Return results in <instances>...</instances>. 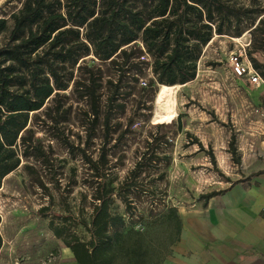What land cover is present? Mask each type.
Returning <instances> with one entry per match:
<instances>
[{
    "label": "trees",
    "instance_id": "16d2710c",
    "mask_svg": "<svg viewBox=\"0 0 264 264\" xmlns=\"http://www.w3.org/2000/svg\"><path fill=\"white\" fill-rule=\"evenodd\" d=\"M18 1L19 8L8 19L0 18V37L5 35L0 45V188L21 160L41 147L33 141L31 116L43 112L44 124L54 129L60 122V101L71 88L77 104L83 105L77 117L85 147L80 153L91 173L93 206L89 221L81 222L88 234L86 241L65 225L68 217L58 224L52 220L48 223L53 236L70 250L77 264H164L181 234L177 208L169 207L165 213L166 245L154 246L145 231H121L125 217L113 213L112 206L117 199L125 214L132 216V195L140 176L151 168L158 170L159 164L168 163L170 157L155 151L156 138L150 136L138 150L133 168L118 181L109 165L107 147L113 140L117 145L134 129L129 122L122 130L117 115L124 114L129 98L141 92L155 95L159 85L193 81L197 61L213 35L242 36L255 25L251 18L260 0H248L246 7L236 6L233 0ZM255 10L260 19L250 31L253 45L255 37L264 39V6ZM251 49L249 45L246 56L257 71ZM88 57L99 65H89ZM146 104L143 108L150 111L151 105ZM155 126L160 129L165 125ZM177 127L181 129L179 123ZM97 138L102 148L94 160L86 154V148ZM66 144L74 149V145ZM193 144L203 148L197 139ZM228 152L239 166L241 158L234 139ZM209 156L215 164L213 154ZM163 177L161 173L158 180ZM238 182L242 180L200 197L202 206Z\"/></svg>",
    "mask_w": 264,
    "mask_h": 264
},
{
    "label": "rangeland",
    "instance_id": "374dc122",
    "mask_svg": "<svg viewBox=\"0 0 264 264\" xmlns=\"http://www.w3.org/2000/svg\"><path fill=\"white\" fill-rule=\"evenodd\" d=\"M8 1L0 0V18L8 19L20 6L18 0ZM233 1L236 6L249 4L248 0ZM257 6L263 7L264 0L255 8ZM255 8L251 18L255 25L251 29L247 26L242 36L213 35L203 48L195 79L175 88L176 114L170 122L163 123L165 126L156 129L155 125L162 123L154 122L155 113L166 112L156 102L160 85L155 95L141 92L129 98L126 112L117 115L122 130L129 122L134 129L117 145L113 140L107 147L109 165L118 181L133 168L138 150L145 146L150 136L156 138L155 151L165 152L170 157L168 163L159 164L158 170L151 168L140 176L138 188L132 195L135 206L132 216L125 214L119 200H114L112 212L125 217L121 231H145L154 246L166 245L164 217L167 208L191 209L203 204L200 197L221 191L230 182L245 177L244 165L264 142V84L257 87L234 77L230 60L239 55L244 59L250 45L251 57L264 81V39L255 37L253 45L254 37L250 32L260 19ZM4 41L5 35L0 37V45ZM87 63L99 65L100 62L88 57ZM147 75L151 77L150 69ZM64 95L66 98L60 101V122L54 129L44 124L43 112L37 117L31 116L29 126L33 129V141L41 147H37L38 151L31 157L23 158L18 169L2 182L0 264L46 263L64 246L53 236L48 226L51 220L58 224L63 217H68L65 225H69L70 231L85 241L88 239L81 226V222L89 221L93 206L89 187L91 173L80 153L85 147L80 139L82 128L77 117L83 105L77 104L71 88ZM144 102L151 105L150 111L143 108ZM147 115L148 121H145ZM177 123L181 125L180 130ZM194 139L201 143L202 149L193 144ZM232 139L241 158L239 166L228 152ZM66 143L74 145V149ZM101 148L97 138L86 148V154L95 160ZM209 153L213 154L215 164L210 162ZM161 173L164 177L158 180Z\"/></svg>",
    "mask_w": 264,
    "mask_h": 264
},
{
    "label": "crops",
    "instance_id": "0c3cea01",
    "mask_svg": "<svg viewBox=\"0 0 264 264\" xmlns=\"http://www.w3.org/2000/svg\"><path fill=\"white\" fill-rule=\"evenodd\" d=\"M257 151L242 182L206 206L178 209L180 238L164 264H264V142ZM54 254L43 264H77L65 246Z\"/></svg>",
    "mask_w": 264,
    "mask_h": 264
},
{
    "label": "built area",
    "instance_id": "2783aa9c",
    "mask_svg": "<svg viewBox=\"0 0 264 264\" xmlns=\"http://www.w3.org/2000/svg\"><path fill=\"white\" fill-rule=\"evenodd\" d=\"M246 57L243 59L242 55H239L231 58L232 74L238 79H245L250 85L259 87L264 81Z\"/></svg>",
    "mask_w": 264,
    "mask_h": 264
},
{
    "label": "bare ground",
    "instance_id": "6f19581e",
    "mask_svg": "<svg viewBox=\"0 0 264 264\" xmlns=\"http://www.w3.org/2000/svg\"><path fill=\"white\" fill-rule=\"evenodd\" d=\"M176 87L177 85L176 86H165V85L160 86V89L156 96V102H157V105L159 106L161 105L160 107L163 108V111L165 109L166 112H164L160 116L155 117L154 122L156 123L170 122L174 118L176 114L175 112L176 106H175L173 94H174Z\"/></svg>",
    "mask_w": 264,
    "mask_h": 264
},
{
    "label": "water",
    "instance_id": "95a60500",
    "mask_svg": "<svg viewBox=\"0 0 264 264\" xmlns=\"http://www.w3.org/2000/svg\"><path fill=\"white\" fill-rule=\"evenodd\" d=\"M160 115H161L160 113H156L155 117L160 116ZM161 123L163 124L164 122H161Z\"/></svg>",
    "mask_w": 264,
    "mask_h": 264
}]
</instances>
